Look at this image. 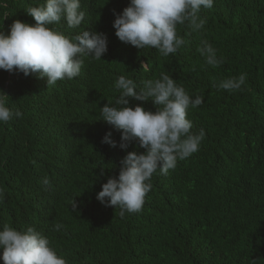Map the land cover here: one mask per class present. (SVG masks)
<instances>
[{
  "label": "trees",
  "instance_id": "1",
  "mask_svg": "<svg viewBox=\"0 0 264 264\" xmlns=\"http://www.w3.org/2000/svg\"><path fill=\"white\" fill-rule=\"evenodd\" d=\"M44 3L0 0V32L10 34L16 20L34 24L27 9ZM129 3L81 0L80 28L63 20L49 26L69 37L81 29L106 34V54L99 61L84 57L78 77L48 85L38 74L0 70L8 107L23 114L0 123V230L34 227L67 264H264V0H214L199 13L206 20L201 31L177 26L185 43L168 57L116 37L113 13ZM204 40L222 58L219 67L197 51ZM162 73L190 96H204L187 118L205 138L167 175L154 173L142 210L121 218L119 208L103 206L96 195L118 178L128 152L145 149L138 142L126 150L102 143L111 132L119 144L121 132L100 120V108L115 105L119 76L139 90ZM241 73L247 74L242 90L216 86ZM138 104L156 111L151 100L129 106ZM45 176L52 185L47 191ZM56 223L64 227L54 231Z\"/></svg>",
  "mask_w": 264,
  "mask_h": 264
},
{
  "label": "clouds",
  "instance_id": "2",
  "mask_svg": "<svg viewBox=\"0 0 264 264\" xmlns=\"http://www.w3.org/2000/svg\"><path fill=\"white\" fill-rule=\"evenodd\" d=\"M213 5L214 0H130L122 13L114 11L112 26L122 43L138 50L152 48L168 57L185 43L177 34V26L187 24L193 32L201 31L206 20L199 13ZM27 15L34 19V24L16 20L10 26V34L0 32V70L22 73L25 77L38 74L39 78H47L48 85H54L78 77L84 57L99 61L108 50L104 33L81 29L69 37L49 27L63 20L69 28H80L86 16L81 0H45L42 6L28 8ZM197 51L212 68L223 62L206 40ZM145 64L141 67L147 71ZM246 79L247 74L241 73L221 80L216 86L229 92L240 91ZM137 87L133 79L119 76L114 84L119 92L115 105L108 102L100 108V120L121 132L119 144L111 138V132L106 133L102 143L126 150L138 142V147L145 149L128 152L120 162L118 178H109L96 195L103 206L119 208L121 218L142 210L152 189L154 173L167 175L179 161L198 152L205 138L203 129L198 133L191 131L193 124L187 118L190 109L204 103L203 95L190 96L180 83L163 73L158 79L144 81L139 90ZM130 100H151L156 111H146L139 104L129 106ZM8 103L9 97L0 91V123L23 118L22 112L10 109ZM42 184L45 191L52 186L47 176ZM4 195V189L0 188V201ZM76 208L73 202L72 210ZM63 227L56 223L53 230L60 231ZM0 260L3 264H67L50 240L34 227L17 230L7 224L0 230Z\"/></svg>",
  "mask_w": 264,
  "mask_h": 264
}]
</instances>
